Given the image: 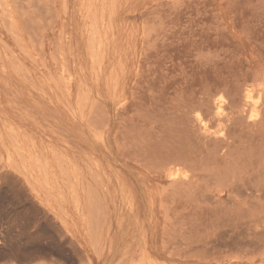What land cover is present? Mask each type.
I'll return each mask as SVG.
<instances>
[{"label": "rangeland", "instance_id": "obj_1", "mask_svg": "<svg viewBox=\"0 0 264 264\" xmlns=\"http://www.w3.org/2000/svg\"><path fill=\"white\" fill-rule=\"evenodd\" d=\"M1 1L0 264H264V0ZM208 89H226L237 117L222 125L197 110L230 144L211 155L192 120L191 144L178 134L184 98Z\"/></svg>", "mask_w": 264, "mask_h": 264}, {"label": "bare ground", "instance_id": "obj_2", "mask_svg": "<svg viewBox=\"0 0 264 264\" xmlns=\"http://www.w3.org/2000/svg\"><path fill=\"white\" fill-rule=\"evenodd\" d=\"M0 1H1V0H0ZM20 1H21V3L19 2L20 4H22V2L25 4L24 0H23V1L20 0ZM25 1H26V0H25ZM31 1H32V0H31ZM34 1H35V0H34ZM34 1H33V2H34ZM39 1H40V0H39ZM39 1H38V2H39ZM44 1H45V0H44ZM49 1H50V0H49ZM1 2H2V1H1ZM12 2L14 3V1H12ZM16 2L18 3L17 0H16ZM41 2H42V0H41ZM3 3H4V2H3ZM3 3H0V4L3 6ZM17 3H15V6L17 5ZM26 3H28V0H27ZM35 3H36V2H35ZM39 3H40V2H39ZM42 4H43V3H42ZM45 4H46V1H45L44 5H45ZM49 4H50V3H49ZM31 5L33 6V4H31ZM31 5H30V6H31ZM35 5H36V4H35ZM5 6H6V5H4V7H5ZM21 6H23V5H21ZM26 6L28 7V4H27ZM32 6H31V7H32ZM39 6H40V5L38 4V5H37V8H38ZM46 6H47V5H46ZM17 7H18V5H17ZM27 7H26V9H27ZM43 7L45 8V6H43ZM1 8H2V7H1ZM22 8H23V7H22ZM32 8H33V7H32ZM37 8L34 7L35 11L37 10ZM39 8H41V6H40ZM44 8H43V9H44ZM3 9H5V8H3ZM6 9H7V8H6ZM9 9H10V8H9ZM14 9H15V7H14ZM26 9H25V6H24L23 11L26 10ZM43 9L41 8V10H43ZM18 10H19V9H18ZM27 10H28V9H27ZM27 10H26V11H27ZM31 10H32V9H31ZM38 10H39V9H38ZM9 11H10V10H9ZM15 11H16V9H15ZM39 11H40V10H39ZM44 11H45V10H44ZM5 12H6V11H5ZM17 12L19 13V11H16V14H18ZM24 12H25V11H24ZM41 12H42V11H41ZM46 12L48 13V10H47ZM46 12H45V13H46ZM10 13H12V12H10ZM27 13H29V12H27ZM45 13L43 12V13H41V14H43V16H45ZM7 14H8V12H7ZM38 14H40V13H38ZM4 15H5V14H4ZM8 15L11 16L10 14H8ZM18 15H20V17H21V16H22L21 12H20ZM24 15H25V18H26V16L28 17L30 14L27 15V14L24 13ZM33 15H37V14L33 13ZM33 15H30V16L33 17ZM48 15H49V14H48ZM50 15H51V14H50ZM2 16H3V15H2ZM43 16H42L41 18L44 20ZM46 16H47V15H46ZM5 17H6V15H5ZM20 17H18V18H20ZM34 17H38V16H34ZM6 18H7V17H6ZM6 18H3V21L5 20V23H7L6 21H8L10 17H8V20H7ZM25 18H23V19H25ZM53 18H54V16H53ZM20 19H21V18H20ZM26 19H27L26 21L28 22V25L30 24V26H31L32 23H31L30 21H28V18H26ZM34 19H35V18H34ZM34 19L31 20L30 17H29V20H31V21H34ZM37 19L39 20L40 17L37 18ZM42 19H40V20H42ZM40 20H39V21H40ZM47 20H48V19H47ZM47 20H46V21H47ZM50 20H51V19H50ZM54 20H55V19H54ZM13 21H14V20H13ZM22 21H24V20H22ZM26 21H24V23H25ZM46 21H45V22H46ZM42 22H43V21H42ZM48 22H50V21H48ZM95 22H96V21H95ZM10 23H11V22H10ZM13 23H14L13 27L16 26V22L14 21ZM13 23H12V24H13ZM35 23L38 24V23L35 21V22H34V25H35ZM46 23H47V22H46ZM92 23H93V22H92ZM3 24H4V23H3ZM8 24H9V23H8ZM8 24H7V26H6V24H5V26H4V27H6V29L9 28V27H8V26H9ZM12 24H11V25H12ZM43 24H44V23H43ZM50 24H51V23H50ZM50 24H48V27L50 26ZM95 24H96V23H95ZM32 25H33V24H32ZM34 25H33V27L35 28ZM90 25H91V24H90ZM90 25H89V26H90ZM25 26H26V25H25ZM39 26H40V24H39ZM44 26H45V24H44ZM65 26H66V25H65ZM162 26H163V25H162ZM233 26H234V25H233ZM7 27H8V28H7ZM37 27H38V25H37L36 28H35L36 30H37ZM41 27H42V26H41ZM11 28H12V26H11ZM15 28L18 29V25H17V27H14V29H15ZM9 29H10V28H9ZM17 29H16V30H17ZM10 30H11V29H10ZM10 30H9V31H10ZM18 30H19V29H18ZM36 30H35V31H36ZM42 30H43V29H42ZM42 30H41V31H42ZM45 30H46V29H45ZM11 31H12V30H11ZM25 31H26V30H25ZM30 31H31V28H30ZM38 31H40V30H38ZM38 31H36V32H38ZM41 31H40V32H41ZM14 32H15V30H13V33H14ZM36 32H35V33H36ZM93 32H94V31H93ZM149 32H150V31H149ZM19 33H21V31H20ZM26 33L28 34V36H30V32L28 33V31H27ZM31 33H32V31H31ZM43 34H44V33H43ZM14 35L18 36V34H16V33H15V34H12V36H14ZM94 35H95V34H94ZM146 35H147V34H146ZM146 35H145V36H146ZM149 35H150V34H149ZM16 36H15L14 39H15V40H16V38L19 39V40L21 39V42H20V41H18V42H20V43L23 44L25 40H23V39H24L23 37L21 38L22 35L19 36L20 38H18V37H16ZM37 36H39V38H40V34L37 35ZM92 36H93V35H92ZM145 36H144V37H145ZM43 37H44V35H43ZM89 37H90V36H89ZM30 38H31V36H30ZM92 38L94 39V36H93ZM40 39H41V38H40ZM22 40H23V41H22ZM29 40L32 41L33 38H32V39H29ZM36 40H37V42L39 41L38 38H36ZM154 41H155V40H154ZM25 42H26V41H25ZM90 42H91V41H90ZM20 43H18V44L20 45ZM31 43H33V42H31ZM42 43H43V42H42ZM62 43H63V42H62ZM22 44H21V45H22ZM25 44H26V43H25ZM25 44H24V45H25ZM56 44H57V43H56ZM92 44H93V43H92ZM92 44H91V46L93 47ZM237 44H238V43H237ZM35 45H36V44H35ZM37 45H38V44H37ZM153 45H154V44H153ZM22 46H23V45H22ZM22 46H21V47L19 46V48L22 50V52H24V51H23V49H24L23 47L26 48L27 45H26V46H23V47H22ZM42 46H43V44H42ZM51 46H52V45H51ZM34 47H35V46H34ZM40 47H41V45H40ZM92 47H91V48H92ZM32 48H33V46H32ZM55 48H56V47H55ZM72 48H73V45H72ZM93 48H94V47H93ZM93 48H92V50H93ZM2 49H3V48H2ZM28 49H29V47L27 48V50H28ZM42 49H43V48H42ZM63 49H64V46H63ZM25 50H26V49H25ZM34 50H37V49L35 48ZM69 50H70V49H69ZM25 52L27 53V51H25ZM29 53H30V51H29ZM59 53H60V52H59ZM61 53H62V52H61ZM91 53H93V51H92ZM37 54H38V53H37ZM42 54H43V53L41 52V55H42ZM61 55H62V54H61ZM61 55H60V56H61ZM69 55H70V54H69ZM92 55H94V53H93ZM27 56H28V55H27ZM36 56H37V55H36ZM64 56H65V55H64ZM70 56H72V55H70ZM73 56H74V54H73ZM73 56H72V57H73ZM210 56H211V55H210ZM212 56H213V55H212ZM42 57H43V56H42ZM51 57H52V56H51ZM54 57H55V56H54ZM52 58H53V57H52ZM55 58H56V59L58 58L57 55H56ZM213 58H214V57H213ZM57 60H58V59H57ZM64 60H65V62H66V59H65V58H64ZM73 60H74V58H73ZM246 63H247V62H246ZM66 64H67V62H66ZM13 65H14V64H13ZM124 66H125V65H124ZM64 67H65V66H64ZM16 68H17V67H16ZM66 68H68V67H66ZM67 70H68V69H67ZM63 72H64V71H63ZM263 73H264V72H263ZM258 74H259V73H258ZM259 77H260V75H259ZM259 77H258V78H259ZM261 78H262V76L260 77V79H261ZM45 79H46V78H45ZM54 79H55V78H54ZM32 80H33V79H32ZM62 80H63V79H62ZM79 80H80V79H79ZM257 80H258V79H257ZM46 81H47V80H46ZM32 82H33V81H32ZM260 83H261V82H260ZM54 84H56V83H54ZM258 84H259V83H258ZM263 84H264V83H263ZM33 85H34V84H33ZM225 90H226V89H221V90H219V91H217V92H215V93H213V92H212L211 90H209V89H208V90H202V91H199V92H195V93H193L192 95H189V96H187V97L184 98V103L178 108L179 111L182 113V115H181L182 120H181V122H179V125H180V126H179V128H178V132H179L178 134H179V138H180L181 140H184L183 142H188L187 144H191V142H192L191 137H190V134H189L190 132H189V125H188V124H189V121L192 120V123H194V125H193V124H192V125H193L194 128L197 130V134H199V135H198V141H196V142H197V146H196V147L209 149V150L211 151V152H209L210 155H211L212 152H213V153L216 152L215 154H217L218 152H221V151L224 152L225 149H226L227 147H230V144L228 143L227 140L222 139V137L219 138L218 135H217L218 137L215 136V135H213V133H212V132L210 131V129L207 127L208 124L206 125L205 119H203V118L201 117V114H199V112H197V110H199V109H201V110H205V113H206V115L209 117V120H211V121H215V122H218V123H221V124H222V123H228V122H230L231 125L236 126V124H235V121H236V118H237V117H235L236 112L233 110L232 113L227 114V112H226V110H225V101H226V100H225V97H224V96H226V95H222V94L220 93V92H222V91L224 92ZM250 90H251V89H250ZM246 91H248V93H249V89H248V88H246ZM242 92H243V91H242ZM244 92H245V91H244ZM246 93H247V92H245V94H246ZM253 93H254V92H253ZM257 94L259 95V92H258ZM263 94H264V91H263ZM246 95H247V94H246ZM258 95H256V96H258ZM77 96H78V95H77ZM58 97H59V96H58ZM78 97H79V96H78ZM262 97H264V95H262L261 98H262ZM261 98H260V99H261ZM245 99H246V96H245ZM247 99H248V98H247ZM247 99H246V100H247ZM250 100H251V99H250ZM250 100H249V101H250ZM177 101H178V100H177ZM247 101H248V100H247ZM247 101H246V102H247ZM179 102H181V101H179ZM226 102H227V101H226ZM250 102H251V101H250ZM237 103H238V100H237V99H234L233 102H232V107H233V109H235V108L238 107ZM94 104H95V103H94ZM96 104H97V103H96ZM227 105H228V104H227ZM81 106H82V105H81ZM244 106H246V104L242 106V110L239 111V114H241V113L243 114V113L246 111ZM152 107H153V106H152ZM249 107H250V106H249ZM253 108H254V107H253ZM259 108H260V107H259ZM259 108H258V109H259ZM262 108H264V107H262ZM80 109H81V108H80ZM90 109L92 110V107H91ZM192 109H193V110H192ZM254 109H255V108H254ZM142 110H143V109H142ZM187 110H192L193 112H196V114H195L193 117H188V111H187ZM260 110H261V108L258 110V112H259ZM262 110H263V109H262ZM81 111H82V109L80 110V113H82ZM103 111H104V110H103ZM143 111H144V110H143ZM137 112H138V111H137ZM170 112L173 113V112H175V111L172 110V111H170ZM180 112H179V114H180ZM251 112H254V111L251 110ZM260 112H261V111H260ZM260 112H259V114H261ZM132 113H134V112H132ZM140 113H141V112H140ZM147 113H148V112H147ZM172 113H170V116H172ZM176 113H177V115H178V111H177ZM90 114H91V112H90ZM138 114H139V112H138ZM168 114H169V113H168ZM173 114H174V113H173ZM244 114H245V113H244ZM253 114H254V113H253ZM126 115H127V114H126ZM140 115L143 116L144 114H140ZM148 115H149V114H148ZM148 115L146 116V118H145V115H144L143 118H144V119H147ZM255 115H256V113H255ZM255 115H254V117H255ZM91 116H93V115H91ZM96 116H98V114H96ZM167 116H168V115H167ZM170 116H169V118H170ZM190 116H191V115H190ZM263 116H264V115H263ZM263 116H262V117H263ZM103 117H104V116H103ZM103 117H102V114H101V117H96V119H103ZM121 117H123V116H121ZM149 117H150V116H149ZM251 117H252V115H251ZM260 117H261V116H260ZM260 117H259V118H260ZM125 118H126V117H125ZM139 118H140V117H139ZM158 118H159V117H158ZM160 118H161V117H160ZM175 118H176V117H175ZM204 118H205V117H204ZM249 118H250V117H249ZM255 118H256V117H255ZM255 118H254V119H255ZM90 119H92V118H90ZM126 119H127V118H126ZM140 119H142V118H140ZM162 119H163V118H162ZM247 119H248V117H247ZM257 119H258V118H256L255 120H257ZM151 120H152V119H151ZM154 120H155V119H154ZM154 120H153V123H154ZM166 120H167V119H166ZM169 120H170V121H173V120H171V119H169ZM178 120H179V119H178ZM248 120H249V119H248ZM248 120H247V121H248ZM91 121H94V119L91 120ZM97 121H98V120H97ZM97 121H96V124H97ZM100 121H101V120H100ZM100 121H99V124H101V123L103 124L104 121L101 122V123H100ZM105 121H106V120H105ZM124 121H125V120H124ZM131 121H133V119H132ZM156 121H157V120H155V122H156ZM94 122H95V121H94ZM148 122L150 123L149 118H148ZM151 122H152V121H151ZM250 122H251V121H250ZM131 123H132V122H131ZM133 123H134V121H133ZM218 123H217V124H218ZM99 124H98L97 126H99ZM102 124H101V125H102ZM164 124H166V123H164ZM221 124H218V125H221ZM228 124H229V123H228ZM122 125H123V124H122ZM125 125H127V124L125 123ZM132 125H133V126H132ZM132 125H131L132 128L135 129V130H133V131H135L134 133H136V132H137V129H136L135 126H134L135 124H132ZM137 125H139L138 122H137ZM140 125H141V123H140ZM149 125H150V124H149ZM152 125H153V124H152ZM171 125H172V124H171ZM222 125H223V124H222ZM248 125H249V124H248ZM131 126L129 125V126H127V128H128V127L130 128ZM150 126H151V125H150ZM167 126H168V125H167ZM173 126H174V125H173ZM139 127H141V126H139ZM169 127L171 128V126H169ZM218 127H220V126H218ZM229 127H230V126H228V128H226V126H225V128H226V133H227V129H229ZM121 128H122V127H121ZM129 128H128V129H129ZM146 128H147V127H146ZM146 128H145V129H146ZM160 128H161V127H160ZM176 128H177V127H176ZM220 128H221V127H220ZM220 128H218V129H220ZM250 128H251V127H250ZM97 129H99V128H97ZM97 129H96V130H97ZM125 129H126V128H125ZM140 129H141V128H140ZM172 129H173V128H172ZM174 129H175V128H174ZM221 129H222V128H221ZM221 129H220V130H221ZM223 129H224V128H223ZM121 130H122V129H121ZM142 130H143V128H142ZM142 130H141V131H142ZM147 130H148V129H147ZM155 130H156V129H155ZM166 130H167V129H166ZM169 130H170V129H169ZM169 130H168V131H169ZM212 130H213V129H212ZM220 130H218V131H220ZM250 130H251V129H250ZM100 131L102 132V130H100ZM145 131H146V130H145ZM214 131H215V134H216V133H217V132H216L217 129L214 130ZM224 131H225V130H224ZM224 131H223V132H224ZM117 132H120V130L117 131ZM139 132H140V131H139ZM139 132H137V133H138V136H139L140 134L142 135V133L140 132V134H139ZM169 132H170V131H169ZM120 133H121V132H120ZM123 133H124V132H123ZM126 133L128 134L127 131H126ZM129 133H130V132H129ZM147 133L149 134V131H147ZM173 133H174V132H173ZM173 133H171V134H173ZM195 133H196V132H195ZM221 133H222V132H221ZM221 133H220V134H221ZM224 134H225V132H224ZM99 135H100V134H99ZM118 135L120 136V135H123V134H118ZM118 135H116V138L118 137ZM131 135H133V132H132ZM158 135H159V133L157 134V136H158ZM225 135H226V134H225ZM225 135H223V137H225ZM123 136H125V135H123ZM123 136H122V137H123ZM135 136H136V134H135ZM143 136H144V135H143ZM157 136H156V137H157ZM173 136H175V135L173 134ZM226 136H227V135H226ZM239 136H241V135H239ZM239 136H238V137H239ZM132 137H133L134 140H137V136H136V138L134 137V135H133ZM139 137H140V136H139ZM139 137H138V139H140ZM145 137H146V136H144V138H145ZM233 137L235 138L236 136H233ZM9 138H10V137H9ZM96 138H97V137H96ZM101 138H102V137H101ZM116 138H115V142L117 141ZM118 138H119V137H118ZM118 138H117V139H118ZM144 138H142V139H144ZM173 138H174V137H173ZM229 138H230V137H229ZM231 138H232V137H231ZM231 138H230V139H231ZM234 138H233V139H234ZM236 138H237V137H236ZM119 139H120V140H119ZM119 139H118V140H119L118 142H122L121 137H120ZM125 139H126V138H125ZM147 139H148V138H147ZM147 139H146V141H147ZM233 139H231V140H233ZM239 139H240V138H239ZM123 140H124V139H123ZM130 140H131V139H130ZM174 140H175V139H174ZM140 141H141V140H139V143H140ZM144 141H145V140H144ZM144 141L142 140L143 143H144ZM149 141H150V140H149ZM156 141H157V140H156ZM240 141H242V140H240ZM150 142H151V141H150ZM167 142H168V141H167ZM174 142H175V141H174ZM196 142L194 143V141H193V143H194L193 145H195ZM116 143H117V142H116ZM123 143H124V142H123ZM123 143H121V144H123ZM125 143H126V145H127V141H125ZM132 143H133V142H132ZM132 143H130V141H129V144H132ZM168 143H169V142H168ZM140 144H141V143H140ZM171 144H172V143H171ZM67 145H68V144H67ZM177 145H178V144H177ZM116 146H118V145L116 144ZM119 146H121V145H119ZM123 146H124L126 149H127V147H128V146L126 147L125 144L122 145V147H123ZM132 146H133V145H132ZM147 146H149V145H147ZM163 146H164V145H163ZM168 146H169V144H168ZM122 147H121V148H122ZM135 147H137V146H135ZM141 147H142V149H144V150L146 149V148H143V146H141ZM144 147H145V146H144ZM149 147H150V146H149ZM119 148H120V147H119ZM121 148H120V149H121ZM130 148L132 149L133 147H130ZM138 148H139V146H138ZM166 148H169V147H166ZM166 148H165V149H166ZM236 148H237V147H236ZM120 149H119V150H120ZM123 149H124V148H123ZM133 149H134V148H133ZM142 149H141L140 153L143 151ZM148 149H151V148H148ZM165 149H164V151H165ZM178 149H179V148H178ZM192 149H193V148H192ZM192 149H191V150H192ZM194 149H195V148H194ZM14 150H15V149H14ZM127 150H128V149H127ZM127 150H126V151H127ZM129 150H130V149H129ZM129 150H128L127 153L130 152ZM134 150H135V149H134ZM134 150H133V152H134ZM167 150H168V149H167ZM228 150H229V149H227L226 151H228ZM124 151H125V150H123V152H124ZM261 151H262V150H261ZM263 151H264V150H263ZM85 152H86V151H85ZM149 152H151V151H149ZM177 152H178V151H176V155L174 156L175 159H179V158L184 157V154H182V153H178V154H177ZM223 152H222V153H223ZM235 152H236V150H235ZM127 153H126V154H127ZM130 153H131V152H130ZM172 153H173V151H172ZM226 153H227V152H226ZM236 153H237V152H236ZM239 153H240V152H239ZM239 153H237L238 156H240ZM260 153L263 155L262 152H260ZM260 153H259V154H260ZM19 154H20V153H19ZM126 154H125V155H126ZM131 154H132V153H131ZM131 154H129V155H131ZM133 154H134V153H133ZM148 154H149V153H148ZM85 155H86V154H85ZM129 155H128V156H129ZM135 155H136V154H135ZM140 155H141V154H140ZM142 155H143V154H142ZM152 155H153V154H152ZM154 155H155V154H154ZM210 155H209V156H210ZM227 155H228V154H227ZM262 155H261L260 157L264 158ZM131 156H132V155H131ZM131 156H130V157H131ZM133 156H134V155H133ZM143 156H145V152H144V155H143ZM143 156H141V157H143ZM149 156H150V154H149ZM149 156H147V157H149ZM223 156H225V153H223ZM242 156H244V155H242ZM1 157H2V156H1ZM137 157H138V156H137ZM147 157L145 156L144 158H147ZM153 157H154V156H153ZM171 157H172V156H171ZM240 157H241V156H240ZM43 158H44V157H43ZM134 158H136V157L134 156ZM138 158H139V157H138ZM172 158H173V157H172ZM172 158H171V159H172ZM262 158H261V159H262ZM131 159H132V158H131ZM148 159H149V161H150V160L152 161L151 158H148ZM154 159H155V158H154ZM232 159H233V157H232ZM0 160H1V159H0ZM140 160H141V159H140ZM140 160H138V161L140 162ZM142 160H143V159H142ZM154 161H155V160H154ZM202 161H204V158H202ZM238 161H239V160H238ZM261 161H263V160H261ZM10 162H11V161H10ZM136 162H137V161H136ZM141 162H142V161H141ZM144 162H145V161H144ZM147 162H148V161H147ZM162 162H163V161H162ZM228 162H229V161H228ZM234 162H236V161H234ZM263 162H264V161H263ZM263 162H262V163H263ZM11 163H12V162H11ZM15 163H16V162H15ZM132 163H133V162H132ZM137 163H138V162H137ZM190 163H191V162H190ZM201 163H202V164H201ZM201 163H200V164H201V166H202V169H204L203 162H201ZM206 163H207V161H206ZM230 163H231V162H230ZM174 164H175V163H174ZM174 164H173V165H174ZM181 164H183V163L181 162ZM195 164H196V163H195ZM200 164H199V165H200ZM228 164H229V163H228ZM236 164H238V163H236ZM191 165H192V164H191ZM207 165H208V163H207L205 166H207ZM166 166H167V164H166ZM174 166H175V165H174ZM192 166L194 167V165H192ZM232 166H233V165H232ZM243 166H244V164H243ZM179 167H181V166H179ZM207 167H208V166H207ZM207 167H206V169H207ZM172 169H173V167H172ZM175 169H176V167H175ZM181 169H182V167H181ZM185 169H188V167H185ZM185 169H184V170L182 169L183 171H182V170H179V171L184 172V171H186ZM208 169H209V167H208ZM208 169H207V171H206V172L208 173L207 175H211V174H209V173H210V172H213L214 169H212V167H210V171H209ZM211 169H212L213 171H211ZM227 169H228V167H227ZM231 169H232V167H231ZM239 169H240V167H239ZM239 169H238V170H239ZM1 170H2V167H1ZM169 170H170V167H169ZM191 170H192V169H190V171H191ZM204 170H205V169H204ZM243 170H244V167H243V169H242V172L244 173ZM65 171H66V170H65ZM166 171H167V170H166ZM171 171H173V170H171ZM171 171H170V172H171ZM179 171H178V172H179ZM187 171H188V170H187ZM187 171H186V172H187ZM202 171H203V170H202ZM208 171H209V172H208ZM215 171H216V169H215ZM240 171H241V170H240ZM63 172H64V171H63ZM186 172H185V173H186ZM188 172H189V171H188ZM203 172H204V171H203ZM216 172H217V171H216ZM65 173H66V172H65ZM77 173H78V172H77ZM173 173H174V172H173ZM173 173H170V174H173ZM180 173H181V172H180ZM185 173H183V174H181V175H179V173H178V176L180 177V176L184 175ZM190 173H191V172H190ZM190 173H189V174H190ZM199 173H200V172H199ZM199 173H198V175H197V174L195 175V173L193 174V172H192V174L195 176V177L192 176V179H193V178H194V179L197 178L196 176L199 177V176H200ZM213 173H214V172H213ZM213 173H212V176H213V177H214V176L216 177V175H215L216 173H215V174H213ZM217 173H218V172H217ZM224 173H225V172H224ZM227 173H229V174H228L229 177H230L231 175H233V174L230 175V172H227ZM236 173H237V172H236ZM63 174H64V173H63ZM166 174H167V173H166ZM168 174H169V173H168ZM200 174H201V173H200ZM203 174H204V173H202L201 175H203ZM253 174H254V173H253ZM257 174H258V173H257ZM65 175L67 176V173H66ZM65 175H64V176H65ZM175 175H176V173H175ZM236 175H237V174H236ZM259 175H260L259 177H261L262 172H261V174H259ZM94 176H95V175H94ZM185 176H186V175H185ZM189 176H190V175H189ZM212 176H211V177H212ZM234 176H235V174H234ZM234 176H233V177H234ZM262 176H263V175H262ZM67 177H68V176H67ZM176 177H177V175H176ZM183 177H184V176H183ZM186 177H187V176H186ZM213 177H212V178H213ZM215 177H214V178H215ZM247 177H248V176H247ZM249 177H250V176H249ZM3 178H4V177H3ZM170 178H171V177H170ZM202 178H204V176H203ZM205 178H206V176H205ZM205 178H204V179H205ZM223 178H225V177H223ZM226 178H228V176H226ZM226 178H225V179H226ZM261 178H262V177H261ZM66 179H67V178H66ZM69 179H70V178H68L67 181H69ZM175 179H176V178H175ZM180 179H181V177H180ZM184 179H185V177H184ZM197 179H198L199 182H200V180H202V179L199 180V178H197ZM209 179H210V176H209V178L205 179V181H206V180H209ZM216 179H217V181H219V179H218L217 177H216ZM229 179H231V178L226 179V181H227V180L229 181ZM91 180H93V179H91ZM94 180H95V179H94ZM94 180H93V181H94ZM182 180H183V179H181V180H179V181L181 182ZM234 180H235V182H236L237 179H233V181H234ZM175 181H177V179H176ZM183 181H184V180H183ZM183 181H182V182H183ZM210 181H211V180H210ZM210 181H209V182H210ZM217 181H215V183H217ZM224 181H225V180H224ZM228 181H227L226 185H228ZM243 181H244V183H245L246 180H243ZM184 182H185V181H184ZM202 182L204 183L203 180H202ZM209 182H208V183H209ZM212 182H213V181H212ZM212 182H210V183H212ZM238 182H239V181H238ZM238 182H237V183H238ZM186 183H188V181H187ZM215 183H214V184H215ZM220 183H221V182H220ZM229 183H230V181H229ZM231 183H232V182H231ZM258 183H259V182H258ZM29 184H30V183H29ZM115 184H116V183H115ZM182 184H183V183H182ZM191 184H192V183H190V185L188 184V185H189L188 187H190V189H189L188 187H187V189L189 190L190 193L193 194V191H195V190H194V188H193V185H191ZM222 184H223V183H221L220 186H221ZM233 184H235V183H233ZM245 184H246V183H245ZM261 184H263V183L261 182ZM205 185H207V184H205ZM208 185H209V184H208ZM226 185H222V186H221V187H222V190H223V186H225L226 189L229 187V186H226ZM230 185H231V184H230ZM235 185H236V184H235ZM237 185H238V184H237ZM257 185H258V184H257ZM118 186H119V185H118ZM170 186H171V185H170ZM170 186H169V187H170ZM183 186H184V185H183ZM191 186H192V187H191ZM196 186H197V185H196ZM196 186H195V188H196ZM210 186H211V184H210ZM216 186H217V185H216ZM233 186H234V185H233ZM233 186H232V188H233ZM239 186H240V185H239ZM244 186H245V185H244ZM260 186H261V188H262L263 185H260ZM98 187H99V186H98ZM198 187H199V185H198ZM207 187H208V186H207ZM207 187L205 186V188H207ZM212 187H213V186H212ZM218 187H219V185H218ZM218 187H217L216 189H219V188H220V187H219V188H218ZM225 187H224V188H225ZM240 187H241V186H240ZM240 187H239V188H240ZM246 187H247V186H246ZM32 188H34V187H32ZM88 188H89V187H88ZM200 188H201V187H200ZM239 188H238V189H239ZM261 188H260V190H261ZM263 188H264V187H263ZM185 189H186V188H185ZM187 189H186V190H187ZM191 189H192L193 191H192ZM92 190L95 191L93 188H92ZM164 190H165V189H164ZM164 190H163V191H164ZM204 190H205V189H204ZM220 190H221V188H220ZM222 190H221V191H222ZM232 190H234V189H232ZM242 190H243V189H242ZM88 191H89V190H88ZM93 191H92V192H93ZM191 191H192V192H191ZM198 191H199V190H197V192H198ZM261 191H262V190H261ZM67 192H68V191H67ZM175 192H176V191H175ZM195 192H196V191H195ZM195 192H194V193H195ZM197 192H196V193H197ZM246 192H247V191H246ZM258 192H259V191H258ZM93 193H94V192H93ZM97 193H98V192H96V194H97ZM196 193H195V195H196ZM200 193H201V192H200ZM247 193H249V192H247ZM261 193H262V192H260V194H261ZM96 194H93V195L96 196ZM185 194H187V193H185ZM229 194H230V193H228V195H229ZM240 194H241V193H240ZM89 195H90V194H89ZM188 195H189V194H188ZM193 195H194V194H193ZM261 195H262V194H261ZM87 196H88V195H87ZM197 196H198V194H197ZM232 196H233V195H232ZM249 196H250V195H249ZM92 197H93V196H92ZM195 197H196V196H195ZM258 197H259V196H258ZM97 198L100 199V198L98 197V194H97ZM193 198H194V197H193ZM206 198L208 199V201L211 200V199L209 200L208 197H206ZM237 198H238V197H237ZM95 199H96V197H95ZM194 199H196V198H194ZM202 199H203V198H202ZM240 199H241V198H240ZM260 199H261V198H260ZM90 200H91V199H90ZM203 200H204V199H203ZM212 200H213V199H212ZM232 200H233V199H232ZM95 201H96V205H97V203H100L99 200H97V199H96ZM194 201H196V200H194ZM197 201H200V200H199V197H198V200H197ZM204 201H205V200H204ZM218 201H219V200H218ZM224 201H225V200H224ZM91 202H92V201H90V203H91ZM93 202H94V201H93ZM200 202H201V201H200ZM200 202H199V203H200ZM205 202H206V201H205ZM220 202H221V201H220ZM226 202H228V201H226ZM90 203H89V205H90ZM209 203H212V202H209ZM94 204H95V202H94ZM94 204H93L92 206H91V205H90V206L93 207ZM195 204H196V202H195ZM254 204H255V203H254ZM201 205H202V204H201ZM212 205H213V204H212ZM225 205H226V204H225ZM255 205H256V204H255ZM99 206L101 207V205H99ZM97 207H98V205H97ZM240 207H241V206H240ZM87 208H88V207H87ZM101 208H102V207H101ZM234 208H235V207H234ZM91 209H92V208H91ZM96 209H97V208H94V209H93L92 213H94V214H92V215H95V216H96V211H95ZM97 211H98V209H97ZM86 212H87V211H86ZM181 212H182V211H181ZM89 215H90V213H89ZM91 217H92V216H91ZM91 217H90V218H91ZM96 217H97V216H96ZM96 217H95L96 220L94 219V221H97V220H98V222H101V218H99V219H100V220H99L98 217H97V218H96ZM100 217H101V216H100ZM91 220H92V222L95 224V222L93 221V218H92ZM167 220L169 221L170 219L167 218ZM169 222H171V221H169ZM100 224H101V223H100ZM100 224L98 223V225H100ZM170 225H172V224H170ZM191 226H192V225H191ZM94 227L96 228V226H94ZM87 228H88V227H87ZM95 228H93V229H95ZM97 228H98V227H97ZM99 228H101V225H100ZM173 228H174V226H173ZM169 229H170V228H169ZM109 230H110V229H109ZM170 230H171V229H170ZM94 231H95V230H94ZM97 231H98V232H97ZM97 231H95V232H96V233H99V232H100L98 229H97ZM166 231H167V230H166ZM196 231H198V230H196ZM206 231H207V230H206ZM91 232H92V230H91ZM168 233H169V232H168ZM173 233H174V232H173ZM175 233H176V232H175ZM177 233H179V232H177ZM187 233H188V232H187ZM195 233H197V232H195ZM91 234H92V233H91ZM169 234H170V233H169ZM185 234H186V233H185ZM170 235H172V234H170ZM170 235H169V237H170ZM94 236H95L94 238L97 237L96 234H95ZM173 236H176V235L173 234ZM173 236H172V238H173ZM183 236H185V235H183ZM176 237H177V236H176ZM176 237H175V238H176ZM178 237H180L179 234H178ZM181 237H182V236H181ZM197 237H198V236H197ZM197 237H196V238H197ZM201 237H202V236H201ZM94 238H93V239H94ZM175 238H173V239H175ZM182 238H183V237H182ZM176 239H177V238H176ZM94 240H95V239H94ZM183 240H184V238H183ZM200 240H201V239H200ZM95 241H96V240H95ZM95 241H94V242H95ZM162 241H163V240H162ZM162 241H161V242H162ZM192 241H193V240H192ZM194 241H195V240H194ZM92 242H93V241H92ZM94 242H93V243H94ZM168 242H169V241H168ZM171 243H172V242H171ZM185 243L188 245V244H190V243H192V242L188 243L187 241H184V244H185ZM195 243H196V242H195ZM181 244H183V243H181ZM186 244H185V245H186ZM196 244H197V243H196ZM94 245H95V244H94ZM185 245H183V246L185 247ZM187 245H186V246H187ZM191 245H192V244H191ZM95 246H96V245H95ZM188 246H189V245H188ZM188 246H187V247H188ZM178 247H179V246H178ZM187 247H185V249H186ZM179 248H181V246H180ZM95 249H97V248H95ZM194 249H195V247H194ZM178 250H179V249H178ZM191 250H192V249H191ZM191 250H190V251H191ZM142 264H143V263H142Z\"/></svg>", "mask_w": 264, "mask_h": 264}]
</instances>
